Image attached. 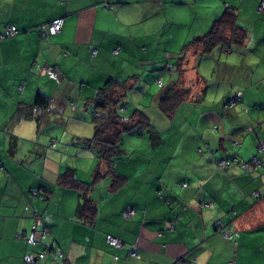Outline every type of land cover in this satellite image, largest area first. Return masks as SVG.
<instances>
[{
    "label": "crops",
    "instance_id": "1",
    "mask_svg": "<svg viewBox=\"0 0 264 264\" xmlns=\"http://www.w3.org/2000/svg\"><path fill=\"white\" fill-rule=\"evenodd\" d=\"M261 2L0 0V264H45L39 259L46 251L44 242L65 252L66 259L59 264H175L180 259L186 264H264V151L259 154L263 167L218 171L212 155L195 152L194 165H177L172 153L165 154L162 144L154 146L151 141L137 150L140 157L130 156L132 149L125 146L124 137L123 147L130 151L117 162L116 171L126 181L117 190L111 189L110 176L95 185L91 197L98 211L95 223L88 224L76 216L78 191L58 186L57 179L71 166L81 180L92 181L95 153L75 144L76 137L68 141L77 155L86 150L94 157L84 175L49 155L44 138L47 126H65V119H53V113L70 105L77 111L79 101L90 112L86 100L109 78L138 84L153 65L149 76L163 80L164 72H156L164 67L158 66L163 51L178 58L188 42L209 31L225 8L233 6L238 23L248 30L246 43L233 51L216 48L199 62L192 56L188 80H194L198 71L209 83L196 66L219 54L214 72L222 95L228 99L241 95L242 102L224 114V101L216 108L206 100L202 115L209 119L204 129L218 120L222 133L200 130L195 137L217 146L223 155L237 151L250 160L258 143L264 148V72L254 71L264 60ZM58 18L64 20L62 30L45 36L40 26ZM9 26L18 33L3 37ZM50 67L58 80L45 73ZM256 74H261L258 79ZM38 91L49 96L53 110L44 115L40 128L34 120L17 117L20 107L33 105ZM234 141H241V149ZM254 192L261 197L255 198ZM128 209L135 211L133 216H125ZM167 222L174 227L168 229ZM43 225L50 230L48 237L33 249L32 240H39ZM108 235L120 239L124 247L111 246Z\"/></svg>",
    "mask_w": 264,
    "mask_h": 264
},
{
    "label": "trees",
    "instance_id": "2",
    "mask_svg": "<svg viewBox=\"0 0 264 264\" xmlns=\"http://www.w3.org/2000/svg\"><path fill=\"white\" fill-rule=\"evenodd\" d=\"M114 1L115 0H112V2ZM259 13L264 14V12H261L260 10ZM248 37V30L238 23V13L235 7H226L221 17L214 21L209 31L193 38L184 46L181 54L176 59L173 68H169L168 65L161 68L162 70H168L170 72L174 71L177 79L171 85H168L164 90V93L160 96L158 102L160 111L166 116L172 118L182 104L186 102H192L195 104L204 102L210 84L206 79L199 75L198 71L194 80H188V63L192 58V55L197 56V62H199L202 57L211 54L216 48L233 51L234 49L243 46ZM197 67L198 65L196 66V69ZM155 81L160 88L163 89L165 87L162 79L157 78ZM159 81H161V84H159ZM129 83V80L109 78L104 85L97 90L95 96L87 99L85 102V107L90 106L91 108L90 114L92 115L94 125V135L89 138L76 137L75 144L81 145L84 149L90 150L96 155L97 166L92 181L87 183L81 180L77 176V170L71 166H66L65 170L59 174L57 179L58 186L69 187L78 191L79 203L76 216L84 223H95L98 209L95 201L91 197V192L95 185L110 176L112 179L111 189L117 190L126 181V177L116 171L117 162L124 159L126 155V150L123 147L124 136L126 134L144 136L145 133H147L154 146L163 143L160 131L155 127L150 117L143 109L134 108L128 116L122 115L121 112L127 110L126 99L128 95L131 93V90L137 86L135 85L137 82H134L133 84ZM241 102L242 96L235 94L234 97L224 101V104L222 105L223 113L229 114L231 110L236 108ZM50 112L53 113L51 99L47 94L38 91L33 105L20 107L17 112V117L34 120L37 123V127L40 128L45 119L44 115L49 114ZM215 128L219 129L216 125ZM250 130H252L250 133L255 132L252 128H250ZM55 143L56 141L53 140L51 145H54ZM234 144L236 148L241 146L240 141H235ZM205 145L212 151V155L216 151H219L217 146H210L207 143ZM199 151L203 152L201 147H199ZM263 151L264 148L258 143L256 146V154H254L250 160H244L240 154L235 151L233 154L227 156L222 153V155H213L212 162L218 171H226L236 166L244 171H251L255 167H263V162L259 157V154ZM184 186L187 187L189 184L185 183ZM253 196L259 198L261 197V193L254 192ZM41 223L42 222H39L37 224ZM167 223H170L172 226L168 229L174 227L172 222ZM49 232L50 230L47 226L43 225L40 231L39 240L34 239L36 240V245L38 244V241L45 240L46 237H48ZM44 233L46 234L43 237L42 234ZM44 243L46 250H50L52 244H48V242L47 244L46 242ZM39 259L45 264H59L65 260L62 259L56 263L46 262L40 257V254ZM175 264L186 263H184L183 259H180L175 262Z\"/></svg>",
    "mask_w": 264,
    "mask_h": 264
},
{
    "label": "rangeland",
    "instance_id": "3",
    "mask_svg": "<svg viewBox=\"0 0 264 264\" xmlns=\"http://www.w3.org/2000/svg\"><path fill=\"white\" fill-rule=\"evenodd\" d=\"M217 53H215L216 60L218 59ZM193 56V55H192ZM177 58L176 54H172L170 52L163 51V62L160 65L165 66V64L168 62H175ZM216 60L213 57H210L207 60H203L198 65L199 68H201V72H205L207 76L209 77V84L210 89L207 93V98L204 100V102L200 104H195L192 102H186L181 105V107L178 109L176 114L170 118L163 114L158 106L159 98L164 93V90L168 85H171L176 79V73L173 71L169 73L168 70H161L158 68V71L156 72H164V88H160L155 81L154 78H151L150 72L153 73L155 66L153 65L149 66V69L144 72V77L142 78V81L140 83L138 82V86L131 90V93L128 95L126 99L127 104V110H123L121 113L123 116H128L129 113L134 108H141L143 109L146 114L150 117L152 123L155 125V127L160 131L161 136L163 138V143L161 145L162 152L172 153L174 158L173 162L177 165L183 164L184 166L191 167L194 165L193 159H194V153L198 154H209L212 155V151L207 148V146L201 142L198 138L196 139L195 133L196 131H202L210 134H219L222 133V124L218 120L215 122H212V127L210 129L206 128L204 129V122L208 121L209 115H202V110L205 107L206 100L207 102H210L211 105L216 104V108L218 106L223 104V101H226L228 98H224L222 95L223 87L219 88V80L216 78V70L215 63ZM160 61V60H159ZM168 66H173L172 63L168 64ZM160 69V70H159ZM254 71H257L258 73L264 72V60H260L255 66ZM212 73H214V76L212 77ZM261 75V74H260ZM260 75L256 74V79L260 77ZM171 81V82H170ZM223 85V83H222ZM264 85V82L263 84ZM263 87V86H262ZM218 96H216V93ZM235 96V95H234ZM232 96V97H234ZM63 98V96H62ZM216 102V103H215ZM84 102L79 101L78 110H72L70 105L66 111H60L59 113H53L51 116L53 119L56 116H62L65 119V126L55 125L54 127L47 126L45 129V145L48 150H51L49 152V155H54L59 159V162H63L64 165H74L77 167V169L83 173L84 175H87L89 168L91 167V164L93 163V155L90 153V151L86 150H79V153L77 155L74 146L69 145L68 141L71 139V137H92L94 135V125L92 121V115L90 112L86 109H83ZM72 110V111H71ZM224 119L229 122L228 116L226 115L222 116ZM215 125L219 128L216 129ZM42 136V135H41ZM51 137H55L57 143L54 145H51L53 141L51 142ZM125 145L127 148L132 149L130 151V156H132L134 153L135 156H139V152L137 150L143 149L145 146H147L148 142H150L149 134L145 133V137H138V135L133 136L132 134H126L125 136ZM208 140H210V137H207ZM138 140V141H137ZM137 141V143H136ZM146 142V143H145ZM196 142H201L200 147L203 152L199 151V146H196V148L192 147ZM235 142V141H234ZM241 142V141H240ZM133 143V144H131ZM242 147L238 146V148ZM158 149V148H156ZM128 151V150H126ZM128 151V152H129ZM223 154V152L216 151L213 155H219ZM212 155V156H213ZM127 156V155H125ZM140 157V156H139ZM79 161L81 163H79ZM51 165H54L52 162H49ZM57 163V162H56ZM97 164V162H96ZM138 164V163H137ZM57 166V164H56ZM96 167V165H95ZM95 167H93L92 171L95 170ZM80 173V175H81ZM38 236V235H37ZM32 245V244H31ZM33 249L35 248L34 245Z\"/></svg>",
    "mask_w": 264,
    "mask_h": 264
},
{
    "label": "built area",
    "instance_id": "4",
    "mask_svg": "<svg viewBox=\"0 0 264 264\" xmlns=\"http://www.w3.org/2000/svg\"><path fill=\"white\" fill-rule=\"evenodd\" d=\"M59 1L66 2L67 0H59ZM110 2H112V0H105L106 4H109ZM259 10L261 12H264V0H262V2L260 3ZM63 24H64V20L62 18H58V19L51 21L49 24H43L41 26V31L43 34H45V36H54L62 30ZM15 34H17L16 27L15 26H9L6 29L3 37H11V36H14ZM45 73L51 79L58 80V78H59L57 73L54 71V69L52 67L46 68ZM159 84H161V81H159ZM257 162H259V161H257ZM134 212L135 211L133 209H128L125 212V216L131 217L134 214ZM166 225H167V228L172 227L170 223H167ZM45 234L46 233L42 234L43 237ZM35 241L36 240H34V239L32 240V243L34 245H36ZM107 241L109 244H111L117 248H123V243L118 238H116L112 235L107 236ZM132 255L137 256V257L139 256L136 252H133ZM40 257L42 259H44L46 262L56 263L59 260L66 259V254L62 249L57 248L56 245L52 244V247L50 250H46L45 252L40 253Z\"/></svg>",
    "mask_w": 264,
    "mask_h": 264
}]
</instances>
